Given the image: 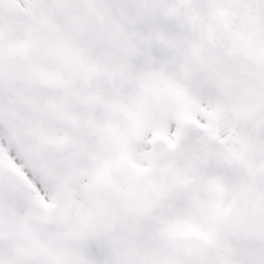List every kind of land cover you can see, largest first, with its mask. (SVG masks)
<instances>
[{
  "label": "snow or ice",
  "instance_id": "1",
  "mask_svg": "<svg viewBox=\"0 0 264 264\" xmlns=\"http://www.w3.org/2000/svg\"><path fill=\"white\" fill-rule=\"evenodd\" d=\"M0 264H264V0H0Z\"/></svg>",
  "mask_w": 264,
  "mask_h": 264
}]
</instances>
